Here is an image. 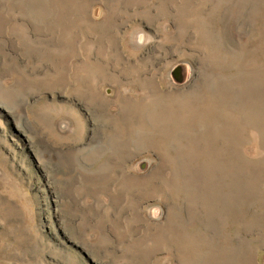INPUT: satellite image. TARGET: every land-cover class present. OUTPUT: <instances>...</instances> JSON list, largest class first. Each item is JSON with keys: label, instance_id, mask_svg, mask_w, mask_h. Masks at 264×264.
<instances>
[{"label": "rangeland", "instance_id": "1", "mask_svg": "<svg viewBox=\"0 0 264 264\" xmlns=\"http://www.w3.org/2000/svg\"><path fill=\"white\" fill-rule=\"evenodd\" d=\"M0 264H264V0H0Z\"/></svg>", "mask_w": 264, "mask_h": 264}, {"label": "clouds", "instance_id": "2", "mask_svg": "<svg viewBox=\"0 0 264 264\" xmlns=\"http://www.w3.org/2000/svg\"><path fill=\"white\" fill-rule=\"evenodd\" d=\"M144 42H145L144 41V36H143V34H141L140 37H139V43L143 44ZM154 218H155V214H154Z\"/></svg>", "mask_w": 264, "mask_h": 264}, {"label": "bare ground", "instance_id": "3", "mask_svg": "<svg viewBox=\"0 0 264 264\" xmlns=\"http://www.w3.org/2000/svg\"><path fill=\"white\" fill-rule=\"evenodd\" d=\"M166 94H168V93H166Z\"/></svg>", "mask_w": 264, "mask_h": 264}]
</instances>
